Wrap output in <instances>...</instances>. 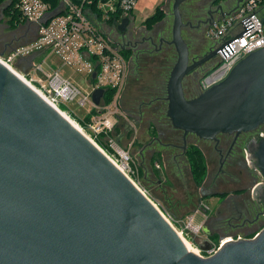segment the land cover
<instances>
[{
	"label": "water",
	"instance_id": "water-1",
	"mask_svg": "<svg viewBox=\"0 0 264 264\" xmlns=\"http://www.w3.org/2000/svg\"><path fill=\"white\" fill-rule=\"evenodd\" d=\"M187 1L174 0L172 40H161L177 53L166 87L167 118L183 134L184 149L189 135L216 142L256 133L264 126V48L197 97L184 91L188 75L219 51L224 58L233 54L230 44L255 26L245 19V32L193 59L182 33L189 25L181 11ZM130 24L124 18L118 31L133 40ZM104 95L95 90L94 104ZM246 147L252 169L264 177V137ZM254 190L264 207V184ZM199 247L211 248L207 240ZM0 264H264V229L229 241L211 257L188 250L132 179L0 62Z\"/></svg>",
	"mask_w": 264,
	"mask_h": 264
},
{
	"label": "rangeland",
	"instance_id": "rangeland-1",
	"mask_svg": "<svg viewBox=\"0 0 264 264\" xmlns=\"http://www.w3.org/2000/svg\"><path fill=\"white\" fill-rule=\"evenodd\" d=\"M167 1L170 0H138L136 3L130 34L135 37L133 40L137 45L132 51L133 59L128 62V72L119 104L118 127H115L110 139L106 136L100 137L97 146L106 155L108 154L115 161L118 160L119 165L123 164L126 167L125 175L132 179L155 207H158L164 218L189 242L192 249L198 252L197 255L208 256L199 247L203 240L209 238L204 228L214 234L217 231L216 226L220 228L216 237L219 243L217 246L229 237L254 238L264 229V207L254 199L252 204L257 211H248L239 217L232 215L231 211L218 214L224 201L220 196H216L221 194L216 193L231 192L243 184L227 183L229 178L219 174L220 162L213 148L214 141H204L189 135L186 150L188 151L191 145L201 148L206 163L202 182L198 184L195 181L184 149L183 134L175 130L171 120L167 118L166 87L170 72L177 60V53L173 46H163L164 49L161 50L157 48L162 39L172 40L173 5L169 8L170 4L166 3ZM209 1L211 0L185 2L181 7L184 22L195 25L205 13ZM221 1L223 0H219ZM157 7L165 11L162 10L156 20L148 22ZM3 24L7 25V23ZM182 33L189 44L193 59L207 52L212 44L207 42L205 32L201 30L191 31L184 28ZM45 61L46 71H50L51 67L60 69L64 79L74 81L84 93L90 91L89 80L86 79L87 75L81 68L71 65L63 66L55 54L47 57ZM194 80L193 74H190L184 82L186 96L189 99L202 93L199 88L200 79L197 81L196 90L190 91ZM68 105L74 111L70 113L72 119L81 127L84 126L83 120L93 108L80 107L77 102ZM256 133L245 134L246 139L252 138ZM245 145L246 141L242 146L241 154L243 176L248 170L255 180L250 191L242 197L250 199V197L254 198L255 183L264 182V177L259 171L252 169L248 163ZM233 175L239 174L235 172ZM188 218L194 221L193 229L186 228L185 220ZM216 218H220L221 222H216L219 224H215L214 229L213 221ZM246 219L259 221L254 225L248 223L244 225ZM212 248H215V245Z\"/></svg>",
	"mask_w": 264,
	"mask_h": 264
},
{
	"label": "built area",
	"instance_id": "built-area-1",
	"mask_svg": "<svg viewBox=\"0 0 264 264\" xmlns=\"http://www.w3.org/2000/svg\"><path fill=\"white\" fill-rule=\"evenodd\" d=\"M137 1H0V25H11L15 30L20 28V37H23L2 44L0 62L41 95L39 90L42 93L41 97L57 111L63 110L71 116L70 113L74 111L68 104L75 102L80 107L93 108L90 114H87L84 120L82 119L84 126L81 127L79 123L78 125L96 146L100 137L106 136L110 139L118 124L119 104L128 72V62L133 59L132 51L135 48L134 40L122 35L118 28L122 25L124 18L133 21ZM215 1L219 2V0ZM221 2L230 3V5L220 6L204 31L207 42L212 43L213 50L222 48L226 41L234 40L239 34L245 32L242 24L245 19L249 18L255 27L238 41L230 44L235 51L233 54L224 58L219 51L207 63L209 65L201 73L202 77L199 81L201 92L224 81L242 59L264 48V0H223ZM129 52L131 55L127 57L126 54ZM53 54L57 55V59L63 66L71 65L81 68L87 75L86 79L89 80L90 91L84 93L74 81L64 79L60 69L51 67L50 71H46L45 60ZM95 72L96 76L93 79ZM97 89H102L105 93L99 105L93 102V95ZM110 89L114 90L115 95L109 104H105L106 92ZM258 130L256 135L260 134L264 137V126ZM245 153L251 165L247 149ZM116 161L118 164V160ZM120 166L126 172V167L123 164ZM261 184L264 182L258 183L254 189ZM185 221L186 228L193 229V219L188 218ZM239 240L244 238L229 237L219 246L204 251L208 256H199L205 258L214 256L224 244Z\"/></svg>",
	"mask_w": 264,
	"mask_h": 264
},
{
	"label": "flooded vegetation",
	"instance_id": "flooded-vegetation-1",
	"mask_svg": "<svg viewBox=\"0 0 264 264\" xmlns=\"http://www.w3.org/2000/svg\"><path fill=\"white\" fill-rule=\"evenodd\" d=\"M174 0H170L167 1L166 3L170 4L169 8H172L171 5L173 4ZM209 4L207 5V9L205 11V13L203 14V16L200 17V19L197 20V23L194 25L193 23H189V25L186 27V29L188 28L191 31H199L201 30L202 32L205 31V29L209 26V22L212 19L213 15L216 14V10L220 7V6H225V4L227 6L230 5V3H223V2H218L215 0H211L208 2ZM223 3V5H221ZM163 10V9H162ZM165 11V10H163ZM154 12H157V10H155ZM172 16L173 13L171 12ZM13 29L11 27V25H7V26H3L0 25V47H2V44L7 43V41L13 40L15 38L21 39L23 38L22 36L20 37V32L21 29L19 28L18 30ZM14 32V33H13ZM163 40V39H162ZM165 41V40H164ZM163 46H168V44H164L161 43L160 41V45L157 47L158 50H161L163 48ZM139 47V46H138ZM164 49V48H163ZM206 52H204L202 55L197 56L198 59L199 58H203L205 56ZM209 64H205L204 66H202V68L199 71H196L195 73H193L194 76V81H192V88L190 89V91L192 90H196V86H197V81H199V79L202 77L201 73L204 72V70L208 67ZM186 90V88H184V91ZM198 90V89H197ZM187 93V91H186ZM247 135L243 134L241 135L239 138L235 139V136H230V135H222L219 137L218 141H214V151L218 154L219 156V162H220V172L219 174L223 175V176H227V183L231 182V183H239L240 185L243 184L241 187L235 188L233 189L231 192H217L216 194H221V195H216V196H220V198H222V209L219 210L218 214H222L223 211H231L230 213L232 215H236V216H240L243 213H248V211H257V209L255 208V206L252 204V200H254V198L250 197H246L243 198L242 196L247 194V192L250 191V188L252 187V185L254 184V176H250L249 171L247 170V172L244 175V170L242 169V162H241V154L243 151V144L246 141V145L247 143L252 139H246ZM245 145V150L247 149ZM201 149V148H200ZM186 150V148H185ZM202 150V149H201ZM187 152V150H186ZM204 154V152H203ZM235 172H238L239 175H233ZM237 176V177H235ZM258 183V182H257ZM257 183H255L257 185ZM255 185V186H256ZM215 195V194H214ZM223 195V196H222ZM243 198V199H242ZM259 220L255 219V220H250V219H246V222L244 223V225H246L247 223L249 225H254L256 223H258ZM214 229H215V224H219L216 222H221L220 218H216L214 221ZM217 230L215 232V234L213 232H208L206 228H204V231L206 233L207 236H209V238L211 237V239L208 238V242L210 243V246L213 247L214 245L217 246L219 243L218 240L216 239L217 232L220 231L218 229H220L218 226H216ZM206 240V239H205ZM203 240V241H205ZM202 241V242H203Z\"/></svg>",
	"mask_w": 264,
	"mask_h": 264
},
{
	"label": "trees",
	"instance_id": "trees-1",
	"mask_svg": "<svg viewBox=\"0 0 264 264\" xmlns=\"http://www.w3.org/2000/svg\"><path fill=\"white\" fill-rule=\"evenodd\" d=\"M156 10H157V12H155L149 18L148 22L156 20L158 15H160V13L162 12L160 7H158ZM7 13H8V11H7ZM130 55H131V52L126 54L127 57H129ZM106 93L107 94L105 96L104 103L109 104L110 101L113 99V96L115 95V93H114V90H112V89L108 90ZM93 113H96V112H93ZM188 149H189L187 151L188 161L191 164L192 172L194 174L193 176L195 177V181H196V183L199 184L202 182L204 175H205V172H206V163H205V159H204V154H203L202 150L195 145H191Z\"/></svg>",
	"mask_w": 264,
	"mask_h": 264
},
{
	"label": "bare ground",
	"instance_id": "bare-ground-1",
	"mask_svg": "<svg viewBox=\"0 0 264 264\" xmlns=\"http://www.w3.org/2000/svg\"><path fill=\"white\" fill-rule=\"evenodd\" d=\"M38 90V89H37ZM38 92L42 95V93L38 90ZM66 120H68L70 123H72V125L81 133L83 134L85 137H87L92 143H94L90 137H88L80 128V126L78 125V123H76L71 116H69V114H66L63 110L58 111ZM95 144V143H94ZM96 146V144H95ZM99 147V146H98ZM100 149V148H99ZM101 150V149H100ZM102 151V150H101ZM104 152V151H102ZM107 156V155H106ZM108 157V156H107ZM110 159L111 162H113L120 170L121 172L125 175L124 173V169L118 165L112 158L108 157ZM127 176V175H125ZM128 177V176H127ZM129 178V177H128ZM130 179V178H129ZM135 184V183H134ZM138 188V187H137ZM178 235L181 237L182 241L184 242L185 246L187 247L188 250L194 252L195 254H197L198 252H196L195 250L192 249V247L190 246L189 242L187 240L184 239L183 236H181L178 232ZM199 255V254H198Z\"/></svg>",
	"mask_w": 264,
	"mask_h": 264
},
{
	"label": "crops",
	"instance_id": "crops-1",
	"mask_svg": "<svg viewBox=\"0 0 264 264\" xmlns=\"http://www.w3.org/2000/svg\"><path fill=\"white\" fill-rule=\"evenodd\" d=\"M157 8H158V7H157ZM157 8H156V9H157Z\"/></svg>",
	"mask_w": 264,
	"mask_h": 264
}]
</instances>
